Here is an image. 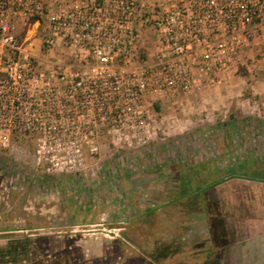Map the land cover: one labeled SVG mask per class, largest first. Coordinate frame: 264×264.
<instances>
[{
    "label": "built area",
    "instance_id": "2783aa9c",
    "mask_svg": "<svg viewBox=\"0 0 264 264\" xmlns=\"http://www.w3.org/2000/svg\"><path fill=\"white\" fill-rule=\"evenodd\" d=\"M264 28V0H0V150L37 166L154 141L155 105L229 83Z\"/></svg>",
    "mask_w": 264,
    "mask_h": 264
},
{
    "label": "rangeland",
    "instance_id": "374dc122",
    "mask_svg": "<svg viewBox=\"0 0 264 264\" xmlns=\"http://www.w3.org/2000/svg\"><path fill=\"white\" fill-rule=\"evenodd\" d=\"M263 72L264 28L243 49L229 83L155 105L154 141L113 153L102 138L99 153H84L73 171L46 172L37 166L33 139L14 135L0 150V246L8 235L31 236L30 264L204 263L190 256L213 251L207 231L211 236L220 229L225 237L232 232L223 216L213 217L217 211L264 216V125L241 121L264 117L254 94ZM177 165L196 167L193 192L216 184L209 204L198 198L172 201ZM233 172L247 180L230 182ZM168 245L177 252L160 260L158 249Z\"/></svg>",
    "mask_w": 264,
    "mask_h": 264
},
{
    "label": "crops",
    "instance_id": "0c3cea01",
    "mask_svg": "<svg viewBox=\"0 0 264 264\" xmlns=\"http://www.w3.org/2000/svg\"><path fill=\"white\" fill-rule=\"evenodd\" d=\"M254 94L260 96V105L264 110V72L258 77V86L254 87ZM214 92V91H213ZM214 94H217L214 92ZM262 101V102H261ZM264 114V111L262 112ZM240 121V120H239ZM245 124L250 125L252 122H258V125H264V117L259 119L243 118ZM238 122V121H236ZM262 163V162H261ZM247 179L239 177L237 179H230V182L239 185V183L245 182ZM216 189V188H215ZM214 188H210L207 191V195H210V191ZM209 192V193H208ZM244 193V189L239 191ZM226 206V205H225ZM253 208V207H252ZM250 207V209H252ZM217 214L213 217H222L224 222L229 225L230 232L229 237H225L221 234L220 229L216 234L209 236L207 227L204 221V227L207 231L206 240L208 241V248H212L211 252L215 256L216 264H264V216L258 214L246 216L244 215H231L227 212L224 215ZM204 219V217H203ZM237 221L236 227H234L235 221ZM245 225V227L243 226ZM261 225V226H260ZM242 226V227H240ZM237 229V231L234 230ZM241 228H244L243 230ZM227 236V235H226ZM223 250V253L221 251Z\"/></svg>",
    "mask_w": 264,
    "mask_h": 264
},
{
    "label": "trees",
    "instance_id": "16d2710c",
    "mask_svg": "<svg viewBox=\"0 0 264 264\" xmlns=\"http://www.w3.org/2000/svg\"><path fill=\"white\" fill-rule=\"evenodd\" d=\"M186 166V165H185ZM231 167V166H230ZM233 170L235 169V166H232L231 168ZM196 168V167H195ZM195 168L192 169V167L187 166V167H180L179 165L176 166L177 173H178V185L176 188V195L173 196L172 201H178L182 199H195L198 198L200 199V202L204 201L207 198L208 195L206 194L207 191L212 188L216 184H210L205 191L198 192V189H195V192H193L195 185L193 184V175ZM233 176L230 177H235L238 176L237 173L233 172ZM190 176V177H189ZM239 177H241L239 175ZM183 185L187 186V189L183 190ZM209 204V202L207 201ZM154 210L149 208L148 215L153 216ZM216 213V212H215ZM220 214V213H219ZM220 216V215H218ZM13 229L7 230L6 232H12ZM6 238H8V241L5 245L0 246V264H30L32 260V250H33V245H34V239L29 236V235H8ZM126 240L130 242L131 244H134L138 249L143 250L142 246L135 243L134 241H131L127 236H125ZM164 248L158 249V252L161 259L164 260L166 258H172L175 255V252L177 250L171 248L169 245L168 246H163ZM209 249V248H208ZM190 258L193 261H199L200 259L204 261V263L201 264H216L215 262V256L209 251L207 252L206 250L203 251L200 254H193L190 256ZM170 264H182L180 262H172Z\"/></svg>",
    "mask_w": 264,
    "mask_h": 264
}]
</instances>
